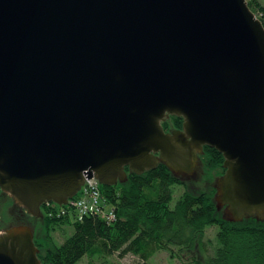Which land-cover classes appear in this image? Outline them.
<instances>
[{
  "label": "water",
  "instance_id": "water-1",
  "mask_svg": "<svg viewBox=\"0 0 264 264\" xmlns=\"http://www.w3.org/2000/svg\"><path fill=\"white\" fill-rule=\"evenodd\" d=\"M182 130L164 132L166 117ZM222 155L217 210L264 221V26L246 0H0V190L28 214ZM0 264H40L26 226Z\"/></svg>",
  "mask_w": 264,
  "mask_h": 264
},
{
  "label": "trees",
  "instance_id": "trees-1",
  "mask_svg": "<svg viewBox=\"0 0 264 264\" xmlns=\"http://www.w3.org/2000/svg\"><path fill=\"white\" fill-rule=\"evenodd\" d=\"M249 9L264 26V5L246 0ZM183 120L170 116L162 129H181ZM205 168L221 175L224 159L215 149L203 147L200 156ZM126 180L115 186L100 185L103 208L113 211L115 219L106 222L98 216L78 221L54 203L40 209L43 237L33 239L40 264H77L83 257L107 258L132 255L135 264H150L157 252H167L172 259H186L184 264H264V221L255 218L234 222L224 218L214 201L215 191H185L174 205V188L184 182L163 163L143 174L126 169ZM72 228V235L57 246L52 233ZM216 229L217 248L208 255L204 235ZM200 249L204 256L196 258ZM192 255V256H191ZM103 264V263H102Z\"/></svg>",
  "mask_w": 264,
  "mask_h": 264
},
{
  "label": "rangeland",
  "instance_id": "rangeland-1",
  "mask_svg": "<svg viewBox=\"0 0 264 264\" xmlns=\"http://www.w3.org/2000/svg\"><path fill=\"white\" fill-rule=\"evenodd\" d=\"M259 2L264 5V0H259ZM169 117H166L168 119ZM168 133L172 131V128L166 130ZM203 154V153H202ZM201 154V155H202ZM198 156V164L194 170L192 176H182L177 175L183 182V187L174 188L173 202L185 191H190L193 193L202 192H211L215 191L216 195V185L217 180L222 176L220 173L214 171L211 172L205 168L201 162L200 156ZM214 195V201H215ZM216 206L217 202L215 201ZM223 207L219 208V211L224 213ZM16 226H26L30 229L33 234V239L38 242L43 237V228L41 216L33 217L26 212V210L19 206L14 199L8 194L0 190V232H4L12 227ZM216 229L214 227L207 229L204 235V241L207 243L208 255H213L215 249L217 248L216 241ZM72 235V228L70 226L64 227L61 231H56L52 233L53 241L57 246L61 245L64 240L69 238ZM196 258L204 256L202 251L198 249L195 254ZM192 256V255H191ZM137 258L128 254L124 257H119L118 254L113 256L103 258H89L88 256L83 257L77 264H135ZM186 259L174 258L172 259L167 252L159 251L153 257L149 259L150 264H184Z\"/></svg>",
  "mask_w": 264,
  "mask_h": 264
},
{
  "label": "built area",
  "instance_id": "built-area-1",
  "mask_svg": "<svg viewBox=\"0 0 264 264\" xmlns=\"http://www.w3.org/2000/svg\"><path fill=\"white\" fill-rule=\"evenodd\" d=\"M63 207L65 210L62 211V214L66 212L72 214L78 221L83 220L86 216H98L106 222H111L115 219V214L112 210L107 211L103 208L100 184L94 178L89 180L85 178L83 187L77 196Z\"/></svg>",
  "mask_w": 264,
  "mask_h": 264
},
{
  "label": "flooded vegetation",
  "instance_id": "flooded-vegetation-1",
  "mask_svg": "<svg viewBox=\"0 0 264 264\" xmlns=\"http://www.w3.org/2000/svg\"><path fill=\"white\" fill-rule=\"evenodd\" d=\"M175 130H182V128H181V129H172V131H175ZM172 131H171V132H172ZM166 133H168V132L166 131Z\"/></svg>",
  "mask_w": 264,
  "mask_h": 264
}]
</instances>
